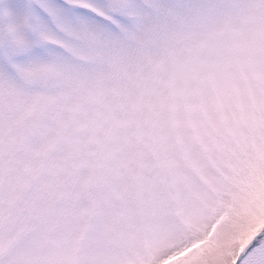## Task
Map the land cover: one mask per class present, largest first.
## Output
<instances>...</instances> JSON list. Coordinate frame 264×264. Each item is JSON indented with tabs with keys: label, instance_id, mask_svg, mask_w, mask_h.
Returning <instances> with one entry per match:
<instances>
[{
	"label": "snow or ice",
	"instance_id": "1",
	"mask_svg": "<svg viewBox=\"0 0 264 264\" xmlns=\"http://www.w3.org/2000/svg\"><path fill=\"white\" fill-rule=\"evenodd\" d=\"M0 264H264V0H0Z\"/></svg>",
	"mask_w": 264,
	"mask_h": 264
}]
</instances>
